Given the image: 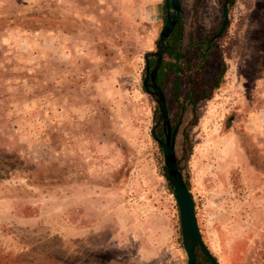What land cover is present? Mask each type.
Returning a JSON list of instances; mask_svg holds the SVG:
<instances>
[{
  "label": "rangeland",
  "instance_id": "1",
  "mask_svg": "<svg viewBox=\"0 0 264 264\" xmlns=\"http://www.w3.org/2000/svg\"><path fill=\"white\" fill-rule=\"evenodd\" d=\"M164 1L0 0V264H187L141 86ZM223 2L181 0L183 49ZM216 46L225 82L196 108L184 175L219 264H264V0H235ZM219 68L212 52L207 86ZM190 87L180 103L173 73L164 87L179 156Z\"/></svg>",
  "mask_w": 264,
  "mask_h": 264
},
{
  "label": "water",
  "instance_id": "2",
  "mask_svg": "<svg viewBox=\"0 0 264 264\" xmlns=\"http://www.w3.org/2000/svg\"><path fill=\"white\" fill-rule=\"evenodd\" d=\"M164 6L166 9V19L160 31L155 51L148 52L145 55L146 74L141 81L142 88L153 98L158 111V119L153 123L150 134L162 151L165 180L173 187V196L179 212L182 244L187 254V264L198 263V252H201L209 260L210 264H219L217 257L210 251L203 240L197 218L195 200L187 184L185 175L178 164L176 138L181 119L173 126L166 94L158 82V75L163 65L164 56L169 48V38L183 14L181 0H165ZM229 18L230 0H224L221 26L215 34L206 38L207 46L216 42L224 35L229 25ZM203 53L205 54V51ZM152 59H154L153 66H151ZM188 101L189 98L182 105L181 118ZM160 127L162 128L161 135L158 134Z\"/></svg>",
  "mask_w": 264,
  "mask_h": 264
},
{
  "label": "trees",
  "instance_id": "3",
  "mask_svg": "<svg viewBox=\"0 0 264 264\" xmlns=\"http://www.w3.org/2000/svg\"><path fill=\"white\" fill-rule=\"evenodd\" d=\"M235 0H230V9L234 5ZM165 9V6H164ZM166 11V9H165ZM215 34V33H214ZM185 36L184 26L180 19L177 24L174 32L169 38V48L165 53L163 65L158 75V82L160 85L165 87L166 79L170 73L175 75V93L174 100L177 103L181 102L182 93H181V84L183 81L184 74H187V77L191 81V87L189 90V102L188 105L192 106L193 117L188 122V124L182 130L183 135V143H182V155L179 156L178 152V164L180 169L183 171L188 170V162L190 160V156L192 154V149L190 147V136L189 129L197 124L198 117L196 114V108L198 104L202 101L210 100L213 98L215 92L221 88L222 84L225 82V76L227 72V65L223 58L221 51L217 48L216 42L207 46L206 38L196 40L194 38L193 33L190 34L189 43L183 49V40ZM199 51V56L195 60L193 64L188 63L189 51ZM205 51V54L203 53ZM212 52H216L220 56V68L216 72L214 76V80L212 83L207 86L203 79L204 67L206 64V60ZM166 57H171V60H167ZM154 65V59L151 61V66ZM158 117V114H157ZM175 126V125H173ZM158 134H162V129H158ZM154 140V139H153ZM154 142H156L154 140ZM160 152L161 148L157 143ZM161 169L164 168V162L161 155L160 161ZM163 174V173H162ZM164 176V174H163ZM187 184L189 185V181L186 178ZM167 188L170 193L173 194V187L167 183ZM197 264H210L209 260L201 253L198 252V263Z\"/></svg>",
  "mask_w": 264,
  "mask_h": 264
},
{
  "label": "crops",
  "instance_id": "4",
  "mask_svg": "<svg viewBox=\"0 0 264 264\" xmlns=\"http://www.w3.org/2000/svg\"><path fill=\"white\" fill-rule=\"evenodd\" d=\"M10 30H12V28H9ZM9 29H6L5 31H9ZM263 111H264V108H263Z\"/></svg>",
  "mask_w": 264,
  "mask_h": 264
}]
</instances>
